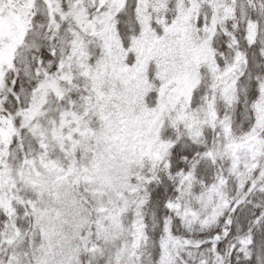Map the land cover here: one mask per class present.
Masks as SVG:
<instances>
[{"label":"snow or ice","instance_id":"1","mask_svg":"<svg viewBox=\"0 0 264 264\" xmlns=\"http://www.w3.org/2000/svg\"><path fill=\"white\" fill-rule=\"evenodd\" d=\"M0 264H264V0H0Z\"/></svg>","mask_w":264,"mask_h":264}]
</instances>
